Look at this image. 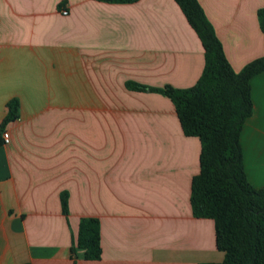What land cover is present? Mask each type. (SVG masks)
Returning <instances> with one entry per match:
<instances>
[{"label":"crops","instance_id":"0c3cea01","mask_svg":"<svg viewBox=\"0 0 264 264\" xmlns=\"http://www.w3.org/2000/svg\"><path fill=\"white\" fill-rule=\"evenodd\" d=\"M234 72L264 55V0H197ZM66 11L63 15L61 12ZM202 44L174 0H0V264L220 263L214 223L195 219L200 143L158 92L193 87ZM239 141L247 182L264 187V73ZM67 197V214L61 195ZM99 222L101 254L75 247Z\"/></svg>","mask_w":264,"mask_h":264},{"label":"trees","instance_id":"16d2710c","mask_svg":"<svg viewBox=\"0 0 264 264\" xmlns=\"http://www.w3.org/2000/svg\"><path fill=\"white\" fill-rule=\"evenodd\" d=\"M109 4H132L139 0H95ZM198 36L205 66L196 84L185 90L152 89L127 83L132 91L158 92L172 102L186 137L199 140V172L191 180L190 208L195 219L214 223L215 248L223 253L220 263L264 264V187L253 188L246 180L240 133L253 111L250 80L264 73V55L234 72L213 28L197 0H174ZM264 43V7L257 11ZM19 103H7L0 123V146L5 126L18 117ZM61 210L67 214V197L61 195ZM85 261L100 258L99 222L81 218L75 247Z\"/></svg>","mask_w":264,"mask_h":264},{"label":"built area","instance_id":"2783aa9c","mask_svg":"<svg viewBox=\"0 0 264 264\" xmlns=\"http://www.w3.org/2000/svg\"><path fill=\"white\" fill-rule=\"evenodd\" d=\"M63 15H66L67 12L66 11H62L61 12ZM2 140H3V144H7L9 142V136L6 132H3L2 134Z\"/></svg>","mask_w":264,"mask_h":264}]
</instances>
